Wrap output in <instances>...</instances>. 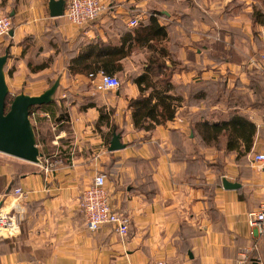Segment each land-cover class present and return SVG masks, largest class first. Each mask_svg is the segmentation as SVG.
I'll return each instance as SVG.
<instances>
[{"label": "crops", "instance_id": "crops-1", "mask_svg": "<svg viewBox=\"0 0 264 264\" xmlns=\"http://www.w3.org/2000/svg\"><path fill=\"white\" fill-rule=\"evenodd\" d=\"M101 1V15L76 26L66 15L51 16L49 0H0V15L11 17L13 30L0 37V54L8 50L5 70L14 68L5 78L9 91L40 94L44 79L38 76L68 74L67 59L82 44L98 38L114 44L132 28L130 18L143 22L156 11L167 26L171 91L181 97L175 117L149 131L137 129L127 107L140 94L132 77L97 92L83 74L61 76L50 110L66 106L69 120L54 132L50 154L36 164L0 157V213L16 215L20 226L0 234V264H264V232L247 220L264 200V179L247 186L249 167L236 166L235 151L205 145L191 123L202 114L248 113L257 130L247 154L264 152L262 124L251 116L264 97V0ZM137 53L144 56L145 47L121 59L133 75L143 67L131 60ZM46 60L47 67L29 70ZM27 74L36 77L26 93L20 88ZM221 89L232 90L229 105L209 102ZM240 95H248L246 107ZM100 107L112 131L95 126ZM115 131L124 146L109 151L107 138ZM46 159L54 163L47 174ZM101 171L110 207L129 219L124 236L112 224L91 231L84 223L81 194ZM222 177L241 186L225 188ZM14 187L30 194L19 197Z\"/></svg>", "mask_w": 264, "mask_h": 264}, {"label": "trees", "instance_id": "trees-1", "mask_svg": "<svg viewBox=\"0 0 264 264\" xmlns=\"http://www.w3.org/2000/svg\"><path fill=\"white\" fill-rule=\"evenodd\" d=\"M254 14L255 20H258L259 13ZM167 36V26L160 25L157 12L151 11L143 22L138 21L135 26L125 31L120 36L119 41L114 44L99 38L82 44V47L67 59V73L69 75L84 74L88 77L89 73L95 74L102 70L114 74L115 71L123 70L121 59L129 56L133 47H145L146 53L143 56L142 70L134 75L131 72L132 79L137 84L140 94L132 97L128 101L127 107L131 110L132 125L137 129L149 131L156 125L164 124L165 121L174 118L177 106L181 101V97L171 91L172 65L168 64L171 59L168 47L164 42ZM26 40L27 38L23 39L22 43L25 44ZM6 51L8 52V50ZM48 65L49 60H46L33 66L29 64L28 67L33 72ZM13 71V67L9 68L8 75H11ZM231 93L232 90L221 89L220 93H214L208 96V99L212 103L222 101L229 105ZM10 102L7 97L5 110L9 108ZM51 102L30 106L28 109L29 118L31 119L36 111L47 112L49 117L56 121L60 129L67 128L68 110L60 105L58 112L55 113L50 110ZM90 104L94 105L93 103ZM98 110L100 113L95 126L97 128L103 124L109 126L107 111L102 107ZM35 119L43 120L44 118L39 116L37 112ZM191 121L192 130L200 136L205 145L215 147L220 142V138L223 137L224 149L235 151L236 159L247 155L253 145L257 130L255 122L248 115L239 111H230L214 120L202 114L194 117ZM109 128L111 131L113 130L112 126ZM33 129L35 131V128ZM34 134L36 135L35 132ZM111 137L112 133L110 132L107 139L110 140ZM35 141L41 146L39 150L42 156H48L51 150L47 148L49 144L46 140L41 138L40 141L38 139Z\"/></svg>", "mask_w": 264, "mask_h": 264}, {"label": "built area", "instance_id": "built-area-1", "mask_svg": "<svg viewBox=\"0 0 264 264\" xmlns=\"http://www.w3.org/2000/svg\"><path fill=\"white\" fill-rule=\"evenodd\" d=\"M104 9V4L101 0H66L64 6V15L68 21L76 26H81L87 22L97 19ZM138 23L136 17L130 18L128 25L135 26ZM12 27L11 17L9 15H0V37L9 34V29ZM250 64H257L254 57L248 61ZM264 64H261V66ZM93 81L95 91H104L115 89L120 86L118 76L106 73L99 70L97 73H89ZM55 124H53V127ZM251 162L256 170L264 168V152H254L251 157ZM54 163L47 160L43 165L45 174L52 171ZM12 192L17 196H28L29 190L21 187H14ZM259 207L250 211L247 216L249 226H256L260 231L264 232V200L259 202ZM80 207L84 213V223L91 231L99 229L104 223L112 224L114 231L121 236L127 234L129 228V219L122 212L115 211L109 205V192L106 188V175L101 171L95 174L93 181L88 184L82 191L80 199ZM20 228L19 220L16 215L9 213H0V234H11L18 231ZM156 264H170L163 261H158Z\"/></svg>", "mask_w": 264, "mask_h": 264}, {"label": "water", "instance_id": "water-1", "mask_svg": "<svg viewBox=\"0 0 264 264\" xmlns=\"http://www.w3.org/2000/svg\"><path fill=\"white\" fill-rule=\"evenodd\" d=\"M65 3L66 0H49L50 15H64ZM9 30V35H12L13 30ZM7 58V51L0 54V153L36 164L39 162L38 159L42 157V153L35 141L34 129L31 125L28 109L30 106L50 103L53 100V93L59 84V80L56 79L50 87L34 96L23 92L13 95L9 108L5 110L6 99L9 94L8 85L4 77ZM119 139L120 134L113 132L109 141V151H114L124 146ZM221 183L225 188L241 186L238 181L231 182L225 177H222Z\"/></svg>", "mask_w": 264, "mask_h": 264}, {"label": "rangeland", "instance_id": "rangeland-1", "mask_svg": "<svg viewBox=\"0 0 264 264\" xmlns=\"http://www.w3.org/2000/svg\"><path fill=\"white\" fill-rule=\"evenodd\" d=\"M6 15H8V14H6ZM135 56L136 57L131 59L134 62H143L144 61L143 59H141V57H143V56L139 55V53H137ZM8 70H9V68H7V70H4V77L5 78H8V72H7ZM29 70H30V68H29ZM114 75L118 76V78L120 79V84L122 82H125V80L131 79V77H132L131 76V72L130 71H126L125 69H123L122 71H118ZM61 76H63L62 78H65V81L71 79L68 74L61 75L59 73L50 74V76H38L39 79H44V80H42L41 84L38 85V86L42 85V88L47 89L48 87H50V85L56 79L60 80ZM34 77H36V76L31 77V76H29L27 74V76L25 77V81L23 82V85L21 86L20 90L21 89L22 90H26V93L27 92H32L33 91V90H31L32 85H30L29 83H31V81H33ZM83 79L84 80H88V77H85L84 74H83L81 80H83ZM59 86L60 85L58 84L57 88ZM19 92H22V91H19ZM55 93H53L54 99L56 98V94ZM13 95H16V94L15 93L13 94L12 92L9 91V94L7 95L8 96V101H11V99L14 97ZM240 98H241V102L239 101V104L241 106H243V107H246L247 106V101H248V95H245V96L240 95ZM255 103H256L255 105H256L257 109H255V110L251 109V112H252L251 116L253 118H255L256 121L260 122V124H262L261 125L262 127H260V128H261V130L263 132V135H264V97H263V94L258 99V101L255 102ZM223 104L226 106L225 103H223ZM62 107L66 108V106H64V105H62ZM37 112H38L39 116H43V118H44L43 120L35 119V116L37 115ZM40 113H41V111H36L34 116L30 119L32 128H35V131H34L36 133L35 140L38 139L40 141V139L43 138L44 140H46L47 144H49V145H47L48 146L47 148H49V150L52 151V148H51V145H50V140H51V138H53L54 132L59 130L60 128L57 126V123H56L55 120H53L50 117H45L42 113L41 114ZM214 114L215 115H213V116H209V118L214 120V119H217L219 117L224 116V114H226V113L224 112V113H214ZM247 114L248 113H246V115ZM53 124H55L54 127H53ZM223 141H224V139H223V137H221L220 138V142L217 144V146H223L224 145ZM38 146H39V149H41L40 144H38ZM3 156H8V155H5L4 153L3 154L0 153V157H3ZM251 157H252L251 155L247 154L244 157H241L239 159L235 158V160L238 162V164H236V166H238L240 168H245V169H247L249 167L247 171H249L248 176H249L250 182H248L247 186H249V185H261L262 184L261 181L264 179V169L256 170L255 167H254V164H252V162H251ZM7 158H13V157H7ZM13 160H16V159L13 158Z\"/></svg>", "mask_w": 264, "mask_h": 264}]
</instances>
